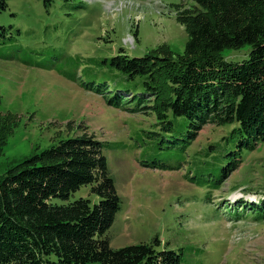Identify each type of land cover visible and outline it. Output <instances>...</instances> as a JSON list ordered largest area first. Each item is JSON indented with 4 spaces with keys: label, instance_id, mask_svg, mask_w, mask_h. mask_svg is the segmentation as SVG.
<instances>
[{
    "label": "rangeland",
    "instance_id": "1",
    "mask_svg": "<svg viewBox=\"0 0 264 264\" xmlns=\"http://www.w3.org/2000/svg\"><path fill=\"white\" fill-rule=\"evenodd\" d=\"M191 0H7L0 26V115H12L0 151V176L24 157L87 133L101 142L120 203L105 237L113 248L150 244L183 253L181 264H264V142L252 149L231 137L237 123L205 124L190 144L184 116L156 120L150 110L115 108L87 90L96 62L120 48L142 57L166 44L183 53L187 31L178 13ZM250 47L222 51L241 62ZM170 121V124L168 122ZM2 130H0L1 134ZM236 168L220 183L224 168ZM91 186L67 203L99 197Z\"/></svg>",
    "mask_w": 264,
    "mask_h": 264
},
{
    "label": "trees",
    "instance_id": "2",
    "mask_svg": "<svg viewBox=\"0 0 264 264\" xmlns=\"http://www.w3.org/2000/svg\"><path fill=\"white\" fill-rule=\"evenodd\" d=\"M52 0H45L48 4ZM196 8L178 13L187 31L184 52L166 44L144 56L117 54L96 62V73L81 82L115 108L150 109L156 120L184 116L187 143L205 124L237 123L231 137L252 149L264 142V0H191ZM7 0H0V14ZM6 27L0 26L4 42ZM250 47L241 62L226 61L222 51ZM1 95V94H0ZM1 103V96H0ZM12 115H0V151ZM170 124V121L168 122ZM101 142L87 133L67 137L14 163L0 176V264H181L183 253L150 244L110 247L105 237L120 208ZM224 168L220 183L236 168ZM91 186L99 202L81 197L64 204L72 191ZM253 205L260 211L264 200ZM264 218V216H262Z\"/></svg>",
    "mask_w": 264,
    "mask_h": 264
}]
</instances>
